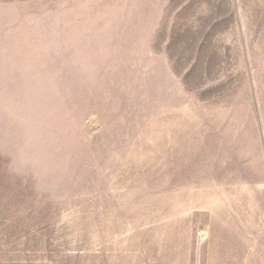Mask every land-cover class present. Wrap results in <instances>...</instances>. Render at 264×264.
I'll use <instances>...</instances> for the list:
<instances>
[{
	"label": "rangeland",
	"instance_id": "obj_1",
	"mask_svg": "<svg viewBox=\"0 0 264 264\" xmlns=\"http://www.w3.org/2000/svg\"><path fill=\"white\" fill-rule=\"evenodd\" d=\"M0 264H264V0H0Z\"/></svg>",
	"mask_w": 264,
	"mask_h": 264
}]
</instances>
